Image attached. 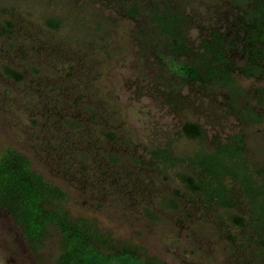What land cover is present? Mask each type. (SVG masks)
Segmentation results:
<instances>
[{
    "label": "rangeland",
    "instance_id": "rangeland-1",
    "mask_svg": "<svg viewBox=\"0 0 264 264\" xmlns=\"http://www.w3.org/2000/svg\"><path fill=\"white\" fill-rule=\"evenodd\" d=\"M103 2L0 0V152L12 147L27 154L64 188L74 216L95 221L167 264H264L249 261L251 244L238 246L243 238L233 214H252L240 184L226 178L237 202L230 209L183 182L189 158L214 152L239 132L250 166H264V121H237L219 96L209 105L203 99L204 108L172 110L159 92L165 79L153 80L156 67L142 64L126 35L134 21ZM204 2L196 5L203 16ZM50 19L61 23L53 27ZM7 20L14 23L8 34ZM238 82L246 90L258 85L243 76ZM188 119L203 125L204 139L183 134ZM167 146L174 162L165 169L152 150ZM52 252L47 248L40 260L0 207V264H53Z\"/></svg>",
    "mask_w": 264,
    "mask_h": 264
},
{
    "label": "trees",
    "instance_id": "trees-1",
    "mask_svg": "<svg viewBox=\"0 0 264 264\" xmlns=\"http://www.w3.org/2000/svg\"><path fill=\"white\" fill-rule=\"evenodd\" d=\"M103 3L115 7L116 16L134 21L126 35L136 44L142 64L156 67L153 80L159 83L165 79V89L159 92L172 110L204 108L203 99L209 105L219 96L225 112L237 121L249 126L263 123L264 0H207L204 16L196 8L202 5L198 0ZM60 23V19L49 20L53 27ZM7 26L3 29L6 34L14 23L7 20ZM7 71L23 77L15 68ZM239 76L252 78L258 85L246 90L239 84ZM185 86L188 93L182 94ZM103 132L112 140L117 138L113 130ZM182 132L192 139L206 135L202 124L189 119ZM245 143L244 133L239 132L214 152L189 158L183 182L206 201L230 209L237 202L226 178L240 184L252 214H233V225L243 238L238 246L251 244L249 261L264 262V166H250ZM152 158L165 169L174 162L170 146L152 150ZM66 200L64 188L38 171L27 154L12 147L0 152V207L21 228L30 250L40 260L52 247L53 264H167L137 243L113 237L95 221L74 216Z\"/></svg>",
    "mask_w": 264,
    "mask_h": 264
},
{
    "label": "flooded vegetation",
    "instance_id": "flooded-vegetation-1",
    "mask_svg": "<svg viewBox=\"0 0 264 264\" xmlns=\"http://www.w3.org/2000/svg\"><path fill=\"white\" fill-rule=\"evenodd\" d=\"M139 245V244H138Z\"/></svg>",
    "mask_w": 264,
    "mask_h": 264
}]
</instances>
